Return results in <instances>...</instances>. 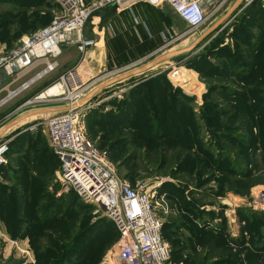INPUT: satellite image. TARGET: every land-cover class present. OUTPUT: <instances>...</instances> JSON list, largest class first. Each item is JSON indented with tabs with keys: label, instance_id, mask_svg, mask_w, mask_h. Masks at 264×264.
I'll return each instance as SVG.
<instances>
[{
	"label": "rangeland",
	"instance_id": "rangeland-1",
	"mask_svg": "<svg viewBox=\"0 0 264 264\" xmlns=\"http://www.w3.org/2000/svg\"><path fill=\"white\" fill-rule=\"evenodd\" d=\"M7 1L0 0V53L18 46L23 36L45 26L60 9L57 0H33L35 8L27 11ZM235 2L228 0L203 27L189 33L186 22L178 18V34L168 37L166 47L146 60L196 43L197 49L100 89L83 113L86 133L108 150L120 176L132 185L146 183L158 197H165L161 216L170 227L164 232L172 249L170 264H264V205L255 196L264 190V183L250 187L248 180L232 186L222 171L228 165L224 155L240 147L223 134V121L229 118L224 109L241 108L245 100L264 105L261 1L244 3L199 41ZM215 6L206 5L207 12ZM136 67L140 65L132 69ZM36 70L20 69L14 76L0 71V132L8 126L0 133V144H10L6 162L0 163V264H110L107 258L119 239L112 221L96 214L93 204L60 191L58 158L41 119L64 107L30 122L19 119L27 114L18 110L22 102L56 79L35 78L28 84ZM232 89L248 94L245 99L232 97ZM60 91L58 84L45 94ZM64 96H69L66 87ZM216 104L223 105L221 111L215 113V121L208 120L209 107ZM157 132L159 138L154 136ZM256 158L263 165L261 155ZM228 185L233 188L226 189Z\"/></svg>",
	"mask_w": 264,
	"mask_h": 264
},
{
	"label": "built area",
	"instance_id": "built-area-1",
	"mask_svg": "<svg viewBox=\"0 0 264 264\" xmlns=\"http://www.w3.org/2000/svg\"><path fill=\"white\" fill-rule=\"evenodd\" d=\"M123 1L125 0H95L88 4L86 0H57L60 9L50 23L23 36L18 46L0 53V71L14 76L15 71L32 67L43 59L45 67L35 75L36 79L42 77L56 68V58L61 54L63 45L76 43L83 52L87 46L94 44V40L87 39L84 35V28L94 11ZM141 1L154 6L168 4L186 22V31L189 33L203 27L210 15L216 13L228 0ZM253 1L255 0H245L244 3ZM259 1L264 7V0ZM214 3L215 8L207 12L206 5ZM165 47L126 66L116 67L99 75H92L88 68L77 65L22 104L28 108L64 107L41 119L48 144L60 161V191L77 193L82 200L95 206L96 214H102L113 222L119 232V239L107 258L110 264H170L171 246L162 234L164 218L161 213L165 211L166 201L164 196L158 197L157 191L146 183L132 185L120 176L108 150L101 149L86 133L83 113L88 107L86 104L90 102L82 101L103 80L156 55ZM19 74L20 72L16 73ZM84 77L87 79L84 80ZM57 84H60V92L45 94ZM26 87L25 84L22 85V88ZM65 87L69 96H64ZM58 103L62 104L55 105ZM9 150V141L0 144V163L6 162L4 154ZM255 196L256 202L263 206L264 190L255 192Z\"/></svg>",
	"mask_w": 264,
	"mask_h": 264
},
{
	"label": "crops",
	"instance_id": "crops-1",
	"mask_svg": "<svg viewBox=\"0 0 264 264\" xmlns=\"http://www.w3.org/2000/svg\"><path fill=\"white\" fill-rule=\"evenodd\" d=\"M178 18L180 17L168 4L154 6L141 0L108 4L100 9L89 26L86 25L84 28L85 37L94 40V44L87 46L83 52L76 43L63 45L61 54L56 58V68L39 78H46L43 82L50 78H59L77 65L88 68L92 75H99L119 67L118 65L123 66L150 55L166 46L169 36L178 34L177 29L180 27ZM32 67L38 68L36 74L41 72L45 67V60L40 59ZM22 104L18 110H27L25 111L27 114L19 119L29 122L50 113L54 108H28ZM9 118L10 115L3 122Z\"/></svg>",
	"mask_w": 264,
	"mask_h": 264
},
{
	"label": "trees",
	"instance_id": "trees-1",
	"mask_svg": "<svg viewBox=\"0 0 264 264\" xmlns=\"http://www.w3.org/2000/svg\"><path fill=\"white\" fill-rule=\"evenodd\" d=\"M29 1L31 3H25V2H22L20 0H8L7 2H11V3L17 5L18 7H20L19 9H21L23 11H27V10H32L35 8V6L32 5L33 0H29ZM31 20H33V19H31ZM118 66L121 67L122 65H118ZM201 72H204V70ZM247 76H249V74ZM242 78L245 79L247 77L243 76V77H241V79ZM58 79L59 78H56L55 81ZM214 88H218V87H214ZM222 88H225V87H222ZM253 88H256V87H253ZM254 91H256V89H254ZM38 92H41V91H38ZM138 93H140V92H138ZM230 94L232 97H239V98L245 99L246 95L248 94V91H245V90H243V91L242 90H236L235 91L232 89ZM231 104H233V103H231ZM242 104H244V105H242V107H241V105H239L241 108H236V106H237L236 105L234 107L231 106L232 108L229 107L228 109H224V111H223L226 114L229 113V118H228V121H226V120L223 121V125H224L225 129H223V127H221V128L223 130H226V131L225 132L222 131V132H224L223 134L225 136H228V138H231L232 140H234V143L239 144L240 147H238L237 149H234V152L228 151V154L224 155L225 159H228V165L226 167H224V169L222 171L225 172V176H229L232 179L229 182L232 186L235 184L244 185V184H246V182H249L248 180H251L249 182V186L251 187L252 185L257 184V183H264V170H263V172L262 171L258 172V170L264 169V167H262V166H264V162L262 161L263 165H259L260 162H258V160L256 158V156H258V154H260L262 157V160H264V105H263V103H260V102L259 103H252V102H247L246 100L244 102H242ZM233 105H235V104H233ZM246 105H248V108L246 107ZM221 106H223V105L216 104L213 107H209V112L212 113V115H211V118L208 117V120H211V121L216 120V117H214L215 113L218 112L219 110L221 111V109H220ZM241 109H242V111H241ZM225 124H227V125H225ZM236 125H238V127H236ZM255 128H257L256 132L254 131ZM154 136H157L159 138L158 132H157V135L155 134ZM153 140H154V137H153ZM234 143H231V144H234ZM12 147H13V143L11 145V149H12ZM224 157L222 156V158H224ZM126 159H127V161H131L132 157L128 156ZM252 160H254V162ZM127 161H124V164ZM222 161H223V159H222ZM58 163H59V167H60L59 158H58ZM260 167H262V168H260ZM225 188L231 189L233 187L230 188V186L228 185ZM236 191L239 193L243 192L242 190H239V189H236ZM69 195L77 198L78 200H81V197L75 192H70ZM51 202H53V200H51ZM85 204H87V203H85ZM47 208L48 207L46 206V212L49 213ZM71 209H72V206H70L68 208L67 212L69 213L71 211ZM65 217L61 218V220H59V221L65 220ZM113 226L115 227L114 224H113ZM168 227L169 226L165 225V222H164V225L162 228L163 237H164V232H166V234H167V232L170 228V227L169 228ZM115 229H116V227H115ZM48 232H50V231H48ZM116 232H117L118 237H119V232L117 231V229H116ZM164 239H165V237H164ZM171 256H172V249H171ZM48 264H50V263H48Z\"/></svg>",
	"mask_w": 264,
	"mask_h": 264
},
{
	"label": "water",
	"instance_id": "water-1",
	"mask_svg": "<svg viewBox=\"0 0 264 264\" xmlns=\"http://www.w3.org/2000/svg\"><path fill=\"white\" fill-rule=\"evenodd\" d=\"M245 0H236L234 6L232 7V9L229 11V13L222 19L220 20L218 23H216L212 28H210L200 39L199 41H202L206 38L207 35H209L212 31L217 30V28L222 25V23L228 18L230 17L235 10H237L238 8L242 7L244 4ZM198 43H196L195 45H197ZM195 45H193L192 47L186 49V50H181V51H169V52H163L161 55L154 57L151 60H144L142 62L133 64L134 66H138L140 65V67H136L135 69H132L130 71H128V69L130 67H127L126 69H124L122 72H120L119 74H117L116 76L112 77L111 79L107 80L105 83L99 85V87H97L95 90H93L89 95H87L82 103H88L90 102V99H92V97L96 94V92H98L100 89L107 87L109 85H113L116 84L117 82H122L125 79L131 78L133 76L139 75V74H143L146 73L148 70H150L151 68H153L154 66H156L159 63L165 62L168 59H171L179 54H181L182 52H190L192 50H194L195 48H197ZM8 127V126H7ZM7 127H5L4 129L1 130L0 133H2V131L6 130Z\"/></svg>",
	"mask_w": 264,
	"mask_h": 264
},
{
	"label": "bare ground",
	"instance_id": "bare-ground-1",
	"mask_svg": "<svg viewBox=\"0 0 264 264\" xmlns=\"http://www.w3.org/2000/svg\"><path fill=\"white\" fill-rule=\"evenodd\" d=\"M160 64V63H159ZM130 68L128 69V71H130V70H132V68L133 67H135L134 65H131V66H129ZM35 80V77H34V79H32V80H30L29 82H28V84L29 83H31L32 81H34ZM106 80V79H105ZM103 82H104V80H103ZM106 82V81H105ZM58 85V84H57ZM109 86H111V85H109ZM13 93H15V92H13ZM91 93V92H90ZM88 95V94H87ZM10 96V95H9ZM80 103H81V101H80Z\"/></svg>",
	"mask_w": 264,
	"mask_h": 264
}]
</instances>
